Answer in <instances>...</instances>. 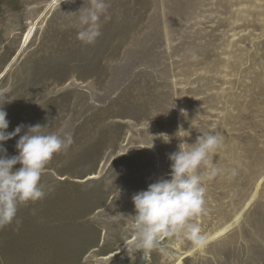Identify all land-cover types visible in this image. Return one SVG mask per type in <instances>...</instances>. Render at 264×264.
<instances>
[{"label":"rangeland","instance_id":"1","mask_svg":"<svg viewBox=\"0 0 264 264\" xmlns=\"http://www.w3.org/2000/svg\"><path fill=\"white\" fill-rule=\"evenodd\" d=\"M106 3L89 44L78 17L90 0H0L6 131L39 124L72 138L46 166L45 197L0 227V264H262L248 221L205 255L165 240V257L134 247L131 216L135 193L170 179L179 143L211 130L225 138L213 156L222 171L200 169L205 211L194 222L206 235L248 197L264 167V0ZM25 131L3 142L8 156ZM262 205L258 197L248 210L259 220Z\"/></svg>","mask_w":264,"mask_h":264},{"label":"clouds","instance_id":"2","mask_svg":"<svg viewBox=\"0 0 264 264\" xmlns=\"http://www.w3.org/2000/svg\"><path fill=\"white\" fill-rule=\"evenodd\" d=\"M108 9L106 0H90L78 17L81 27L79 39L93 43L100 35L101 17ZM10 89L0 90V227L10 225L16 218L20 205L42 200L46 193L41 177L53 156L65 151L72 143L70 133H42L45 126L23 124L8 132L9 121L3 104L8 100ZM19 136L15 144L16 155L8 156L4 143ZM183 131V130H181ZM189 136V132L183 131ZM164 139L170 142V137ZM224 135L218 130L207 131L189 144L181 141L178 150L169 155L171 163L170 179H160L148 185L147 190L132 196L135 215L132 227V243L145 255L158 250L169 257V245L164 241H174L180 245L190 242L193 252L203 251L208 237L202 234L201 227L194 221L205 211L206 187L203 185L200 169L209 170L212 176L222 170L213 163L225 146ZM21 165L13 170L14 165Z\"/></svg>","mask_w":264,"mask_h":264},{"label":"bare ground","instance_id":"3","mask_svg":"<svg viewBox=\"0 0 264 264\" xmlns=\"http://www.w3.org/2000/svg\"><path fill=\"white\" fill-rule=\"evenodd\" d=\"M252 168V167H251ZM260 172H262L261 175L257 176L253 186H252V189L250 190V193L248 195V197L244 200V202L241 204V206L234 210L233 212V215L231 216V218L226 221L224 224L220 225L219 227H214V230H212V232H209L208 234H206V236L208 237V240L209 242L214 240L215 238L217 237H221L222 235L230 232V230L232 229H235L234 227H236L238 230H243L241 229V226H243V224L245 222H250V224L253 226L254 230L250 229L249 228V224L248 226L246 227V230L249 232L250 231V236H251V239L252 237L254 236V238H257V240L261 243V250H262V253L261 255H263L264 253V205L258 207L259 210L261 211V214L262 215V219L259 220L256 218V213H249V208L251 207L252 203L258 198H264V167L260 166ZM247 186V185H246ZM243 191V190H242ZM242 196V195H241ZM225 201V200H224ZM227 201V200H226ZM260 204V203H259ZM232 206V205H231ZM232 209V208H231ZM252 209V208H251ZM254 209V208H253ZM256 209V208H255ZM221 211V210H220ZM233 211V209H232ZM256 212V211H254ZM230 214V213H229ZM221 215V214H220ZM261 216V215H260ZM228 218V217H227ZM245 218H247L245 220ZM219 219V218H218ZM216 220V219H215ZM219 221V220H218ZM205 224V223H204ZM250 225V226H251ZM203 228V227H202ZM204 233V232H203ZM253 233V234H252ZM252 234V235H251ZM249 235V233H248ZM232 236V234L230 235ZM239 236V234H238ZM237 236V237H238ZM234 239V237H231ZM243 239V237H242ZM231 241V240H230ZM234 241V240H233ZM232 241V242H233ZM248 243V242H247ZM246 243V244H247ZM252 243V242H251ZM243 245V244H242ZM245 245V244H244ZM253 246L251 247V245L249 246L248 250H249V256H252L250 258H253V253L254 252H251V248L253 249L254 246H255V243L253 242L252 244ZM247 250V249H246ZM193 251L190 250L189 251V254H191ZM204 251H200L199 253H203ZM198 253V252H197ZM198 253V254H199ZM209 253V252H208ZM204 254V253H203ZM202 254V255H203ZM205 255V254H204ZM210 255V254H209ZM264 256V255H263ZM236 257V256H234ZM241 259V258H240ZM243 260V259H241ZM252 260V259H251ZM256 261V260H255ZM260 261V260H259ZM224 262V261H223ZM243 262V261H242ZM261 263V262H260ZM243 264V263H242ZM262 264H264V261H262Z\"/></svg>","mask_w":264,"mask_h":264}]
</instances>
